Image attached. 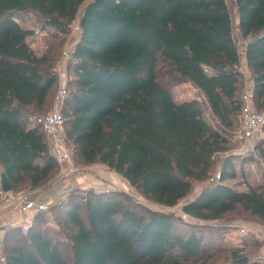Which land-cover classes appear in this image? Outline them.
Here are the masks:
<instances>
[{
    "label": "trees",
    "instance_id": "16d2710c",
    "mask_svg": "<svg viewBox=\"0 0 264 264\" xmlns=\"http://www.w3.org/2000/svg\"><path fill=\"white\" fill-rule=\"evenodd\" d=\"M234 1L237 31L247 40L242 53L226 0H0V167L12 191H23L24 184L43 188L59 170L46 134L29 117L45 108L57 85L55 49L76 20L79 40L68 62L71 79L61 112L72 156L83 166H106L165 207L185 200L194 181H208L214 155L228 149V138L206 118L202 104L221 128H233L250 82L256 108H264V0ZM18 13L35 14L47 32L43 54L31 48L35 31L18 22ZM243 54L247 75L240 69ZM178 82L192 83L204 102H176L169 87ZM236 158L264 164V140ZM232 167L227 158L221 179L182 211L220 221L241 210L264 226V173L262 182L239 190L224 183L234 176ZM82 199L61 207L70 209L76 226L67 236V255L48 229L37 227L46 219L38 213L13 243L11 235L22 226L6 230L7 264H234L247 247L257 260L263 246L246 237L248 246L213 247L202 228L124 194L92 190Z\"/></svg>",
    "mask_w": 264,
    "mask_h": 264
},
{
    "label": "rangeland",
    "instance_id": "374dc122",
    "mask_svg": "<svg viewBox=\"0 0 264 264\" xmlns=\"http://www.w3.org/2000/svg\"><path fill=\"white\" fill-rule=\"evenodd\" d=\"M230 12L232 15V23H233V30H234V36L237 39L238 47L240 52L242 53L244 50V46L246 45L247 40H244L239 32L237 31L236 25L238 22V13L237 8L235 6L234 0H226ZM18 22L25 28H32L35 31V35L32 36L29 39V43L31 48L37 53V54H43L47 48H48V42L49 38L47 34H38L37 32L41 30V24L35 14L31 13H18L16 16ZM78 20L74 22V24H77ZM74 27V25H73ZM79 40V31H75L72 34L68 36L67 40L63 44V46H60L57 50L55 49V56L57 62V69L58 66L63 59V53L65 49H72L74 48L75 44ZM68 67V62H67ZM164 66H159L160 69V76L162 80L165 82L167 80L164 71ZM69 81L71 79V74L68 73ZM68 81V84H69ZM247 84H245L243 93L245 91V87ZM69 88V87H68ZM173 99L178 102H184L188 100H200L201 104L204 102L202 99V96L199 94L198 88H196L192 83L190 82H178L175 83V85H171L169 87ZM60 91V83L59 80L57 82V85L51 92L49 96V100L43 110L35 111L33 115H30V120L34 124H36V119L41 116H45L49 113H52L55 110H58L62 112L63 102L61 104H56L57 98L59 96ZM65 100V99H64ZM205 116L206 118L212 123L213 126L218 129L221 134L226 136L228 138V143L225 145L227 150L224 152H219L214 155V165L213 169L210 172V176L216 175L218 173L222 174V170L224 168L226 159H230L233 162L232 172H234V176L226 179L224 181L225 184H228L232 187H235L239 190H246L249 183L262 182V175L264 173V164L260 162L257 158H255L252 161H249L248 159H237L236 156L240 155L239 150L242 147V120H241V114H238V117L235 119L233 128H227L223 129L220 127V125L217 123L216 120L213 119V117L210 115V113L207 111L205 104H202ZM259 111L264 113V108H259ZM47 143L49 145V139L46 136ZM264 140V130L259 133L257 138V143ZM67 150L71 154V147L67 145ZM250 154V152H248ZM245 153V156H248L249 154ZM256 154V153H254ZM71 174L68 176L67 179H64V177L60 174V171H55L52 178L45 184V187L38 188L35 190H32L31 188H27L24 184L22 186V189L24 192L29 193L32 197L34 195L38 196L42 193L43 190H47L48 195H51L53 199V203L51 205V211L46 212L45 216L46 219L41 222L37 223V227L39 228H46L50 231L51 237L54 239V241L59 244V247L61 250H63L66 255L69 253V245L70 241L68 239V235L76 230V226L72 224V222L68 218V212L70 209H62L61 207L64 205V203L72 201L73 202H83V197H85L86 193L88 191H99L102 190L106 193L114 192L115 194H124L127 197H129L135 204L142 205L146 208L152 209V210H159V211H166V212H173L182 220L187 223L189 226H193L195 230H198V227L202 228L203 235L206 236L207 240H210V242H213L212 246L215 245L218 247H224L228 248L230 250H234L237 247H240L242 245H249V240L246 239V237L242 236L240 233H238L236 230L231 229L230 225L233 223L231 220L236 219L239 221H244L245 219H249L251 221L255 222H245V223H254L259 224L257 222V218L250 217L249 214L244 213L241 210L228 213L222 220L220 221H207L200 219L198 217L185 214L182 211V207L184 204L188 203L189 201L193 200L198 196V194L206 187L208 182L207 180L198 182L194 181L192 184V188L190 191L189 196L183 200L179 205L175 207H165L160 204H157L155 202L149 201L145 199L143 196H141L138 191L130 186V184L119 174L115 173L114 171L108 169L106 166L95 164L91 166H83L78 159L71 154ZM93 174L94 176H97L100 183L98 185H77L74 183L75 178H78L82 176V172L85 170ZM74 172V174H73ZM0 173H2V168L0 167ZM74 180V181H73ZM67 181V182H65ZM59 208V209H58ZM9 211L6 209L5 206L2 205V201L0 200V212L3 210ZM83 218L86 220V213L83 212L82 214ZM33 219H30L26 221V223L19 225L22 226L23 231L20 233H15L11 235V240H9V244L13 243L14 238L21 237L23 232L24 234H27L28 228L32 225ZM0 225L5 227L4 233H3V243L6 236V230L10 226L9 224H6L4 222H0ZM261 225V224H260ZM14 227V226H13ZM17 227V226H16ZM248 243V244H247ZM251 244V243H250ZM211 246V247H212ZM254 252H249V247H247L244 251L242 256L245 258H248V264H260L258 262V259H254L255 255ZM259 256V253H258ZM222 262H218L216 264H221Z\"/></svg>",
    "mask_w": 264,
    "mask_h": 264
},
{
    "label": "built area",
    "instance_id": "2783aa9c",
    "mask_svg": "<svg viewBox=\"0 0 264 264\" xmlns=\"http://www.w3.org/2000/svg\"><path fill=\"white\" fill-rule=\"evenodd\" d=\"M77 31V28L73 27L71 33ZM38 34H47L44 30H39ZM72 49H65L63 59L61 60L57 72L58 80L60 83L59 96L56 104H61L68 95V70L67 62L72 58ZM252 85H246L245 91L242 94L241 105V120H242V147L239 150V154H245L253 150L256 145V140L259 133L264 127V113L260 112L252 98ZM36 124L39 125L43 132L49 139V148L51 154L56 159L60 174L67 179L71 174V154L67 150V142L65 138V119L63 114L55 110L45 116L38 117ZM0 173V200L2 205L9 211H19L21 213L34 212L46 213L49 212L51 204L45 200H34L32 196L24 191L6 192L3 190ZM221 179V173L211 176L208 179V183L218 182ZM231 229L236 230L244 237H252L264 244V226L253 223H232ZM5 227L0 225V264H7V257L3 249V233Z\"/></svg>",
    "mask_w": 264,
    "mask_h": 264
},
{
    "label": "crops",
    "instance_id": "0c3cea01",
    "mask_svg": "<svg viewBox=\"0 0 264 264\" xmlns=\"http://www.w3.org/2000/svg\"><path fill=\"white\" fill-rule=\"evenodd\" d=\"M237 25H238V22H237ZM237 25H236V28H237ZM74 27L77 28V31H79V23L74 24ZM30 29H32V28H30ZM243 48H245V46ZM240 69L244 75L248 74L247 61H246L245 55L242 56ZM246 84L251 85L250 82H248ZM256 143H257V141H256ZM73 174H74V172H73ZM65 182H67V181H65ZM74 183L79 185V186L86 185V184L98 185L100 183V181H99L97 176H94L93 174H90L85 170L82 172V176L75 178ZM48 194L49 193H47V190H43L40 195H38V196L34 195L32 198L34 200L48 201L52 205L53 199H52L51 195H48ZM35 215H36V213H34V212L21 213L19 211H6L4 209L3 211L0 212V222H4L6 224H9L10 226H19V225L26 223V221L32 219ZM247 238H252V237H247ZM252 239H254V238H252ZM254 240H256V239H254ZM257 259H258V262L260 264H264V244L259 250V256Z\"/></svg>",
    "mask_w": 264,
    "mask_h": 264
},
{
    "label": "water",
    "instance_id": "95a60500",
    "mask_svg": "<svg viewBox=\"0 0 264 264\" xmlns=\"http://www.w3.org/2000/svg\"><path fill=\"white\" fill-rule=\"evenodd\" d=\"M93 1H100V0H93ZM180 176L182 179H184V180L186 179V176L184 174H181ZM1 182H2V186H3L4 191H6V192L12 191V186H11L7 176L4 173L1 175ZM247 261H248V258H243L242 260L235 261L234 264L244 263Z\"/></svg>",
    "mask_w": 264,
    "mask_h": 264
}]
</instances>
